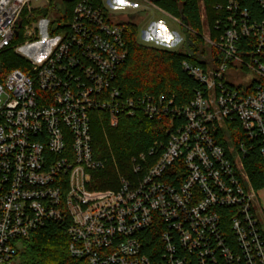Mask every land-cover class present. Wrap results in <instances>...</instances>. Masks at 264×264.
I'll list each match as a JSON object with an SVG mask.
<instances>
[{
  "label": "built area",
  "instance_id": "1",
  "mask_svg": "<svg viewBox=\"0 0 264 264\" xmlns=\"http://www.w3.org/2000/svg\"><path fill=\"white\" fill-rule=\"evenodd\" d=\"M30 1L0 0V54L17 51ZM245 1L223 0L201 65L182 63L201 85L183 106L115 85L128 58L124 28L95 0H78L68 29L40 45L29 70L5 75L0 264H20L24 242L51 224L67 236L61 264H264V186L244 164L253 142L264 159V0H254L261 18ZM159 27L168 38L160 46L183 44ZM24 37L26 47L39 41L36 23ZM96 115L111 128L123 117L167 123V142L132 158V177L119 175L116 190L93 188L106 166L94 155Z\"/></svg>",
  "mask_w": 264,
  "mask_h": 264
},
{
  "label": "trees",
  "instance_id": "2",
  "mask_svg": "<svg viewBox=\"0 0 264 264\" xmlns=\"http://www.w3.org/2000/svg\"><path fill=\"white\" fill-rule=\"evenodd\" d=\"M50 1L52 4H49L47 8L24 9L19 37L13 43L14 47L25 44L27 39L24 37V29L27 25L36 23L38 16L43 15L48 18L51 12H57L58 16L49 23V31L53 35L61 31L64 33L68 29L78 0H64L60 8L53 5L54 0ZM95 1L102 5L101 0ZM149 1L171 16L183 21L190 30L201 29L197 0ZM207 2L211 34L214 37L215 23L222 14L218 5L223 4V0H207ZM245 3L252 15L258 18L263 17L261 9L254 0H247ZM122 27L128 48V58L119 69L115 85L129 95L132 93L165 95L168 99H174L175 104L179 106L190 102L195 91L201 85L183 70L182 63L189 61L196 66L201 65V57L198 55V52L201 53L199 46L191 41L186 43L192 54L145 46L139 42V27L137 25L126 23ZM16 69L29 70V61L18 55L14 48L0 54V81H3L5 75ZM166 131V122L128 117H123L118 127L111 128L107 121L100 120L96 115L93 124L94 155L98 160H106L107 165L103 170L95 173L93 188L97 190L118 189L119 175L132 177L130 172L132 158H138L141 154L148 152L156 142L166 143L168 138ZM251 144L252 150L244 160V164L253 186L260 188L264 186V159L260 153L261 145L257 142ZM156 160L157 157L151 161L155 162ZM157 239L155 236H150L149 241L156 242ZM67 260V236L63 228L57 224H51L47 228L33 233L29 240L24 242V248L20 254V264H61Z\"/></svg>",
  "mask_w": 264,
  "mask_h": 264
},
{
  "label": "rangeland",
  "instance_id": "3",
  "mask_svg": "<svg viewBox=\"0 0 264 264\" xmlns=\"http://www.w3.org/2000/svg\"><path fill=\"white\" fill-rule=\"evenodd\" d=\"M64 0H54L53 5L57 6L58 8L61 7ZM105 0V3L107 4ZM112 2L114 0H111ZM136 3L139 5L138 8H132L130 6H126V3ZM49 4H52L50 0H31L28 4V9H43L44 7L47 8ZM115 4L118 7L124 8L125 11H129L130 13L140 14V12H147V17L145 20H141V26L139 27V42L145 46L156 47V48H163L170 51H182L185 53L192 54L189 47L186 45L187 42L193 43L195 42L200 49L201 53L198 55L201 57H205L208 53V46L206 40L211 36V27H210V17H209V8L207 0H197L200 21H201V29L200 30H190V28L184 25L183 21H178L173 18L170 14L166 13L162 9H160L157 5L153 4L149 0L144 2L143 0H117ZM57 8V9H58ZM144 10V11H143ZM58 16L57 12H51L48 18L44 17L43 15L38 16V21L36 22V26L39 28V41L35 44H32L29 47L18 45L17 54L21 57L25 58L28 61L35 60L37 58L36 54H40L39 47L44 41H52L56 40L57 38L62 37V31L56 35L51 34L49 29L47 28L48 24L53 21ZM140 19V18H139ZM163 25L166 30L171 34H178L183 39V44L179 45L177 48H167L160 46L157 41L161 42L162 44H167L168 38L166 34L161 32V27H154V30L150 28L153 25ZM151 30V31H150ZM199 32V33H198ZM53 44V43H52ZM193 45V44H192ZM42 48V47H41ZM45 50V49H44ZM193 51V50H192ZM106 165L107 161L104 160ZM20 261V257L18 259Z\"/></svg>",
  "mask_w": 264,
  "mask_h": 264
},
{
  "label": "crops",
  "instance_id": "4",
  "mask_svg": "<svg viewBox=\"0 0 264 264\" xmlns=\"http://www.w3.org/2000/svg\"><path fill=\"white\" fill-rule=\"evenodd\" d=\"M116 1L117 0H114L112 2L111 0H109V1H107V4H106L105 0H101V4L106 10H108V12L110 13L111 17L119 25L122 26L123 24H126V23H132V24H135L138 27H140L141 26L140 22H141V20H145L146 19L147 12H145L144 10H143L144 12H140V14L130 13L129 11L127 12L124 9L125 7L124 8L118 7V5L115 4ZM159 26H160V24H158V25L154 24L150 29L154 30V27L157 28Z\"/></svg>",
  "mask_w": 264,
  "mask_h": 264
},
{
  "label": "water",
  "instance_id": "5",
  "mask_svg": "<svg viewBox=\"0 0 264 264\" xmlns=\"http://www.w3.org/2000/svg\"><path fill=\"white\" fill-rule=\"evenodd\" d=\"M16 35H18V31H16Z\"/></svg>",
  "mask_w": 264,
  "mask_h": 264
}]
</instances>
